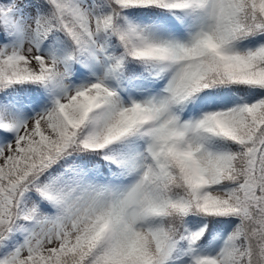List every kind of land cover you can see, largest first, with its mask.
I'll return each mask as SVG.
<instances>
[{
  "label": "snow or ice",
  "instance_id": "obj_1",
  "mask_svg": "<svg viewBox=\"0 0 264 264\" xmlns=\"http://www.w3.org/2000/svg\"><path fill=\"white\" fill-rule=\"evenodd\" d=\"M0 264H264V0H0Z\"/></svg>",
  "mask_w": 264,
  "mask_h": 264
}]
</instances>
